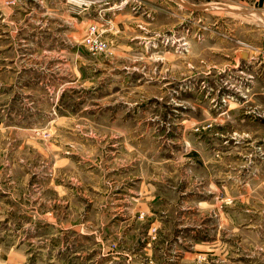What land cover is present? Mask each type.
I'll use <instances>...</instances> for the list:
<instances>
[{"label":"rangeland","instance_id":"rangeland-1","mask_svg":"<svg viewBox=\"0 0 264 264\" xmlns=\"http://www.w3.org/2000/svg\"><path fill=\"white\" fill-rule=\"evenodd\" d=\"M0 264H264L263 0H0Z\"/></svg>","mask_w":264,"mask_h":264},{"label":"built area","instance_id":"built-area-1","mask_svg":"<svg viewBox=\"0 0 264 264\" xmlns=\"http://www.w3.org/2000/svg\"><path fill=\"white\" fill-rule=\"evenodd\" d=\"M102 33L95 25L88 26L81 39L84 48L90 53H103L106 50V42Z\"/></svg>","mask_w":264,"mask_h":264},{"label":"crops","instance_id":"crops-1","mask_svg":"<svg viewBox=\"0 0 264 264\" xmlns=\"http://www.w3.org/2000/svg\"><path fill=\"white\" fill-rule=\"evenodd\" d=\"M88 1H94V0H88ZM259 1H260V0H259ZM261 5H262V3H261ZM261 5H260V6H261ZM263 5H264V0H263Z\"/></svg>","mask_w":264,"mask_h":264},{"label":"water","instance_id":"water-1","mask_svg":"<svg viewBox=\"0 0 264 264\" xmlns=\"http://www.w3.org/2000/svg\"><path fill=\"white\" fill-rule=\"evenodd\" d=\"M241 56L244 57L245 56L244 53H241Z\"/></svg>","mask_w":264,"mask_h":264}]
</instances>
